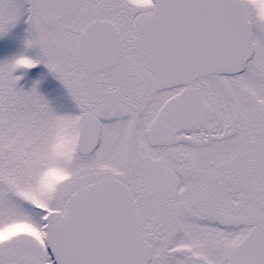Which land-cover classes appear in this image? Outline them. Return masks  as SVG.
I'll use <instances>...</instances> for the list:
<instances>
[{
  "label": "snow or ice",
  "instance_id": "1",
  "mask_svg": "<svg viewBox=\"0 0 264 264\" xmlns=\"http://www.w3.org/2000/svg\"><path fill=\"white\" fill-rule=\"evenodd\" d=\"M21 21L0 264H264V0H0Z\"/></svg>",
  "mask_w": 264,
  "mask_h": 264
},
{
  "label": "rangeland",
  "instance_id": "2",
  "mask_svg": "<svg viewBox=\"0 0 264 264\" xmlns=\"http://www.w3.org/2000/svg\"><path fill=\"white\" fill-rule=\"evenodd\" d=\"M25 24L21 21L17 23L13 28L9 30L3 36H0V60L13 55L15 52L23 47V40L25 37ZM42 66H37L32 70V77L35 78V74L41 70ZM55 84L53 78L44 77L40 84V91L44 93L50 100L53 107H57L61 103L67 105L70 104L66 93L62 86ZM28 87V84H25Z\"/></svg>",
  "mask_w": 264,
  "mask_h": 264
},
{
  "label": "clouds",
  "instance_id": "3",
  "mask_svg": "<svg viewBox=\"0 0 264 264\" xmlns=\"http://www.w3.org/2000/svg\"><path fill=\"white\" fill-rule=\"evenodd\" d=\"M57 175H58V173H56V172H52V173L49 174L48 178H49L50 180L55 181Z\"/></svg>",
  "mask_w": 264,
  "mask_h": 264
},
{
  "label": "flooded vegetation",
  "instance_id": "4",
  "mask_svg": "<svg viewBox=\"0 0 264 264\" xmlns=\"http://www.w3.org/2000/svg\"><path fill=\"white\" fill-rule=\"evenodd\" d=\"M45 76L48 77L49 79H50V78H53V77H51L50 75H45ZM53 80H54V78H53ZM56 83L58 84V82L54 80V86H55ZM58 86H59V85H58Z\"/></svg>",
  "mask_w": 264,
  "mask_h": 264
}]
</instances>
